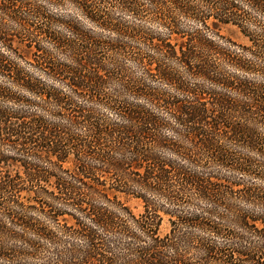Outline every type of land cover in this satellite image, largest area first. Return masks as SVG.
<instances>
[{"label": "clouds", "instance_id": "9594fccd", "mask_svg": "<svg viewBox=\"0 0 264 264\" xmlns=\"http://www.w3.org/2000/svg\"><path fill=\"white\" fill-rule=\"evenodd\" d=\"M24 3L27 7L16 16L8 0H0V58L33 76L48 91L49 99L0 72V112L11 116L10 127L19 128L22 120L17 117H22L60 130L63 143L56 150L73 158V163L65 167L37 145L17 142L15 135L8 140L0 130V156L9 158L10 168L11 160L23 161L32 181L28 191L47 205H33L32 197H22L11 187L0 191V264H85L97 248L110 258V264H145L144 254L151 252L157 264H222L211 258V251L264 257V113L256 111L253 95L264 93V0ZM220 21L243 34V47L224 37ZM174 32L222 48L239 62L228 61L225 67L213 56L209 58L212 68L204 69L197 57L186 63L179 53H166L153 43L154 39H172ZM85 35L111 45L97 49L93 62L102 65L106 78L91 94L79 91L67 74L48 71L23 54L24 42L31 41L51 63L79 70L78 50L86 43ZM146 60L174 70L178 83L154 75ZM197 67L208 78L193 71ZM225 76L248 87L225 88ZM142 88L150 93L142 94ZM195 89L235 102L236 108L224 113V119L250 130L255 143L242 141L238 135L218 136L216 144L223 155L207 153L193 142L187 117L181 118L170 104L154 98L195 103L190 92ZM129 108L143 110L158 122L149 129L155 141L120 135L123 130H142L126 114ZM72 111L86 114L87 119L73 118ZM108 129L110 135H97ZM142 155L189 177L205 182L215 177L227 183L222 192L209 194L181 176H142L129 171ZM33 169L38 176L31 175ZM113 169L107 178L108 191L116 189L139 199L143 205L139 213L85 183V175L94 177ZM52 177L56 190L50 191L46 181ZM0 183H7L2 174ZM66 215L75 221L66 225L62 222ZM165 217L167 225L160 232ZM252 219L258 221L255 227Z\"/></svg>", "mask_w": 264, "mask_h": 264}, {"label": "trees", "instance_id": "16d2710c", "mask_svg": "<svg viewBox=\"0 0 264 264\" xmlns=\"http://www.w3.org/2000/svg\"><path fill=\"white\" fill-rule=\"evenodd\" d=\"M91 2V0H89ZM8 4L11 6V11L14 15L19 16L21 10L26 8L27 5L24 3V0H8ZM219 20V18H215ZM225 25L223 21H220L221 26ZM215 26V24H214ZM242 34V33H241ZM243 35V34H242ZM142 38V37H141ZM83 39L86 43L81 49H79V63L81 68L79 70H72L66 67L58 66L50 62V58L46 57V54L39 45H33L31 41L24 42V55H28L29 59L33 63L42 64L43 67L48 71H53L58 74H67V77L70 78V82L81 92L91 94L100 84V82L106 78V73L103 70V67L99 63H94V58L98 55L97 49L101 46L108 48L111 45L107 44L105 41H97L88 36H83ZM228 39V38H227ZM228 41L230 43H235L232 40ZM153 43L159 48L163 49L166 53L176 54L179 53L182 60L186 63L193 57H197L200 61V64L204 66V69H211L212 65L209 62L210 57H216L217 64H223L227 67V62L232 61L233 63H238V58L232 57L225 52L224 49L211 46L206 42H203L194 37L187 36L180 32H174L173 38L169 40H160L154 39ZM240 46H244L239 44ZM198 49V51H194ZM148 68L152 71L154 75L161 77L162 79H167L172 81L174 84L178 83L177 79L172 75L174 70H170L167 67H161L159 64H153L151 60H146ZM197 67L193 71L197 72L199 75L204 78H208L207 72ZM0 72H6L17 82L29 89H35L41 93V98L48 100L49 95L47 90H43L42 86H38L36 79L33 76H30L27 72H23L17 68L15 65L5 62L0 58ZM213 76L217 75V72L213 71ZM215 82V81H214ZM234 84H240V82L227 78H223L222 86L229 88ZM242 88H247V85L240 84ZM191 95L196 97L195 103H185L183 101H173L168 97H159L155 96L154 98L159 103L170 104L172 109L181 117H187V122L192 126L191 138L195 144L204 149L207 153H211L217 157H221V153L218 145L216 144V138L218 136L231 137L233 135H238L242 141L255 143L253 134L250 130L240 129L234 127L227 120L224 119V113L232 112L236 108L235 102L230 98L221 95L212 91H205L204 89H195L190 90ZM142 94H149L150 90L142 88ZM0 94H3L0 90ZM255 95V104L254 107L257 112L264 113V93H253ZM51 99H55L52 97ZM66 111H71L66 109ZM126 114L130 119L136 121L139 128L142 130L137 133L131 130H123L120 132L122 137L132 138L134 140H153L155 137L152 136L149 129L156 126L157 121L153 117L144 112L143 110H138L135 108H129ZM73 118L85 120L87 115L79 111H72ZM11 116L5 112H0V124H2V130L6 134V139L10 140L12 135L17 137V142H22L25 144H35L45 155H51V157L58 161L61 165L68 167L73 163V158H65L62 151H57L56 149L62 146V141L60 137L62 132L54 127H49L44 121L36 119H27L22 117H17V119L22 120L19 128L10 127L9 120ZM210 130V131H209ZM31 132V135H25V132ZM111 129L100 130L97 132V135L100 137L108 136L111 134ZM75 142V141H73ZM9 158L0 156V174L3 175L4 183H0V191H4L5 187H11L14 190H18L19 195L23 191L32 194L31 203L36 206H42L47 208L46 204H42L41 201L35 199V192H29L28 188H23L25 183L31 184L32 181L29 179V172L27 167L24 165L23 161L11 160L12 167H9ZM129 171L135 172L142 176H160V175H170L173 177L181 176L186 181H194L199 188H203L209 194H215L223 191V185L227 182L219 178H212L209 181H204L202 178L189 177L186 173H182L181 170L173 169L171 166L164 168L162 162L155 159L149 158L147 155H142L138 160L134 161L129 166ZM115 169L108 173H101L94 177L84 176V179H88L86 184L91 185L97 189L100 193H105L110 199H118L124 206L134 213L133 210L121 200L122 196L132 197L128 193L121 192L116 189L108 191L111 188V183L108 182L107 178L113 175ZM32 176H38L37 170L33 169ZM24 180L23 185L20 184V181ZM51 180H54V190L56 178L52 177ZM50 182L46 181L48 184ZM134 198V197H133ZM137 199V198H136ZM139 200V199H138ZM87 207V205H85ZM95 213L97 210L92 209ZM166 218V217H165ZM18 221H22V217H17ZM167 219V218H166ZM75 221V217L66 215L62 222L66 225ZM162 223L159 225V230L161 232ZM258 223L257 220L252 219L250 221L251 226L255 227ZM212 259H216L222 262V264H264V257L257 256L239 252L235 255L227 253L224 251L216 252L211 251L210 253ZM145 264H157V258L155 252L145 253ZM85 264H110V258L106 256L103 251L100 249H94L93 252L85 258Z\"/></svg>", "mask_w": 264, "mask_h": 264}, {"label": "rangeland", "instance_id": "374dc122", "mask_svg": "<svg viewBox=\"0 0 264 264\" xmlns=\"http://www.w3.org/2000/svg\"><path fill=\"white\" fill-rule=\"evenodd\" d=\"M221 31L225 38H228L229 40H232L235 43L245 45L243 35L241 33H238L237 30H235L234 28L229 29L226 25H223L221 26ZM84 180L85 182L88 181V179H84ZM28 185H29L28 183H25L23 188H28ZM48 186L50 191L54 190V180H50ZM20 196L31 197L32 194L23 191ZM121 200L125 202L133 210L134 213H139L140 211H142L143 205L140 200L126 196H122ZM166 225H167V219L165 218L161 226V232L165 230Z\"/></svg>", "mask_w": 264, "mask_h": 264}]
</instances>
